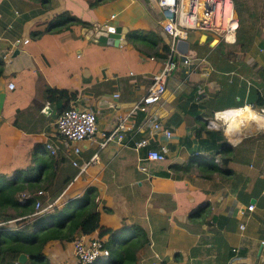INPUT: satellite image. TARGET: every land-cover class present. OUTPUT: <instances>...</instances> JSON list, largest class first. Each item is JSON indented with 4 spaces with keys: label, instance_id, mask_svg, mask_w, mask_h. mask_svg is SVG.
<instances>
[{
    "label": "crops",
    "instance_id": "0c3cea01",
    "mask_svg": "<svg viewBox=\"0 0 264 264\" xmlns=\"http://www.w3.org/2000/svg\"><path fill=\"white\" fill-rule=\"evenodd\" d=\"M248 1L237 0L242 41L194 35L191 63L177 57L161 100L135 110L167 60L155 56L163 52L156 40L171 43L151 1L0 0V171L28 168L46 144L58 168L43 197L63 206L94 190L101 226L111 231L87 236L130 243L137 264H264V0ZM66 12L90 25L52 29ZM103 25L123 27L126 41H98ZM53 87L79 91L72 105L98 112L100 131L80 152L56 130L62 105L48 100ZM243 107L244 117L258 112L262 120L208 122ZM124 115L125 138L101 148V132ZM142 138L149 144L138 150ZM163 145L165 159H147Z\"/></svg>",
    "mask_w": 264,
    "mask_h": 264
},
{
    "label": "trees",
    "instance_id": "16d2710c",
    "mask_svg": "<svg viewBox=\"0 0 264 264\" xmlns=\"http://www.w3.org/2000/svg\"><path fill=\"white\" fill-rule=\"evenodd\" d=\"M98 3L99 1L94 5ZM239 12L241 14V10ZM255 20L259 23L260 18L256 17ZM76 23L89 24L66 12L52 23L51 28L66 29ZM242 30L241 25L240 41L243 39ZM258 33H261V28ZM130 38H133L132 34ZM160 41L163 52H158L155 56L166 59L171 50V43L166 38L156 40ZM2 72L3 67L0 66V75ZM78 97L79 91L58 87L48 90V100L61 104V113ZM260 102L264 103V98ZM47 149L46 144H40L34 153V163L26 169H19L13 174L0 171V219L15 220L14 226H0V264H15L19 261L21 253H26L28 260L24 263L19 261V264H52L45 251L52 241L72 242L78 235H89L100 228L102 235L111 231L110 228L101 226V210L94 190L88 191L84 198L72 200L63 206L58 205L51 211L45 210L35 214L36 204L43 197L40 191L49 189L58 168L57 157L48 154ZM23 199L25 201H22ZM107 244L111 249L108 258L89 264H137V258L131 254L130 243L127 242L123 250L116 242Z\"/></svg>",
    "mask_w": 264,
    "mask_h": 264
},
{
    "label": "built area",
    "instance_id": "2783aa9c",
    "mask_svg": "<svg viewBox=\"0 0 264 264\" xmlns=\"http://www.w3.org/2000/svg\"><path fill=\"white\" fill-rule=\"evenodd\" d=\"M155 6L159 14V24L165 33L171 38V50L169 57L165 61L163 68L154 74V84L143 94L141 102L135 106L136 109L146 110L149 106L158 103L167 90V79L177 64L176 58L183 56V63L189 65L192 61L191 54L183 53L178 49L180 40L192 41L194 35L207 36L226 44H235L240 42V10L237 7V0H149ZM250 1V0H249ZM14 83H10V87H14ZM230 109L219 110L215 113L213 119L209 120L212 126H218V120L223 119L229 126L231 124L227 116ZM156 129L163 131L168 137L172 135V129L164 127L160 121L155 120ZM130 128L128 124V116H120L116 126L108 131L101 132L103 140L101 148H105L112 141H121L125 138V131ZM57 132L74 145L76 152H80L78 145L85 140H92L100 131L98 126V112L93 108L79 107L71 105L65 109L56 121ZM148 138H142L136 141V149L140 150L148 146ZM51 148V147H50ZM167 146L163 145L162 150L156 147H150L147 153V159L159 161L165 159V151ZM99 154L96 153L92 161H97ZM89 162L87 163V165ZM86 165V166H87ZM43 195L44 192L40 191ZM22 201H25L23 199ZM48 201H52L49 199ZM46 202V201H45ZM39 199L36 204L35 214H40L45 210L53 207L56 201L46 202ZM47 204L42 207V204ZM254 204L249 205V209L253 210ZM12 219L0 222L1 225H9ZM245 228V225H241ZM127 239V238H126ZM126 239L124 241H126ZM125 242L121 241L123 249ZM73 252L79 263L89 264L99 259L107 258L111 249L105 240L100 237H88L87 235L78 236L73 241ZM158 257V255H157ZM15 264H19L16 261ZM151 264H164L159 257Z\"/></svg>",
    "mask_w": 264,
    "mask_h": 264
},
{
    "label": "rangeland",
    "instance_id": "374dc122",
    "mask_svg": "<svg viewBox=\"0 0 264 264\" xmlns=\"http://www.w3.org/2000/svg\"><path fill=\"white\" fill-rule=\"evenodd\" d=\"M255 3H257V0H254ZM250 3V1H248ZM251 7L252 5L250 6L249 5V8L251 10ZM240 17V16H239ZM245 115H242V116H239L238 118L240 117H244ZM48 154H51L50 150H48ZM49 200L51 199L50 197H48L47 195V198L45 197H42V200L46 201V200ZM54 201V200H52ZM52 201H46L47 203L48 202H52ZM45 202V203H46ZM47 204H42V207L46 206ZM56 206H58V202L56 201L55 204L53 205V207L47 211H51L53 210ZM14 222L15 221H12L11 223H9L10 226H14ZM62 242L61 241H52L49 245L47 246L46 248V252H47V255L49 257V260L51 261L52 264H80L77 257L74 255V252L72 253L71 252V245L69 243H62L63 247L62 248L60 246ZM58 245V247H56ZM73 243H72V250H73ZM70 248V249H69ZM74 255V256H73Z\"/></svg>",
    "mask_w": 264,
    "mask_h": 264
},
{
    "label": "water",
    "instance_id": "95a60500",
    "mask_svg": "<svg viewBox=\"0 0 264 264\" xmlns=\"http://www.w3.org/2000/svg\"><path fill=\"white\" fill-rule=\"evenodd\" d=\"M127 31H123L121 26L103 25L100 28V34L98 36V41L107 43L110 45H119L124 43L126 40L122 38L123 33L126 34ZM190 42L188 40H180L178 42V49L186 53L189 50ZM28 260V255L26 253H21L19 255V261L24 263Z\"/></svg>",
    "mask_w": 264,
    "mask_h": 264
},
{
    "label": "bare ground",
    "instance_id": "6f19581e",
    "mask_svg": "<svg viewBox=\"0 0 264 264\" xmlns=\"http://www.w3.org/2000/svg\"><path fill=\"white\" fill-rule=\"evenodd\" d=\"M248 108L250 107H243V108H237V109H230L227 111V118L231 119V126L232 128H240L241 125L245 122H253V121H261L262 120V116L259 115L258 112H252L251 114H249L248 117H240L244 114H242L244 111H246ZM237 117V118H236ZM261 125V124H260Z\"/></svg>",
    "mask_w": 264,
    "mask_h": 264
},
{
    "label": "clouds",
    "instance_id": "9594fccd",
    "mask_svg": "<svg viewBox=\"0 0 264 264\" xmlns=\"http://www.w3.org/2000/svg\"><path fill=\"white\" fill-rule=\"evenodd\" d=\"M227 126H229L228 124H227ZM119 244V246H120V248H121V243H118ZM123 245H125V243L123 244ZM110 247V246H109ZM124 248V247H123ZM122 249V248H121ZM123 250V249H122ZM108 258V257H107ZM106 258V259H107Z\"/></svg>",
    "mask_w": 264,
    "mask_h": 264
}]
</instances>
